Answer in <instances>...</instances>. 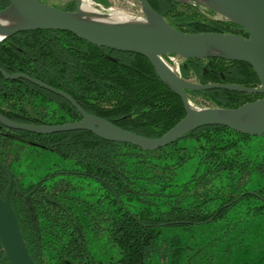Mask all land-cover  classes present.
<instances>
[{
  "label": "trees",
  "instance_id": "1",
  "mask_svg": "<svg viewBox=\"0 0 264 264\" xmlns=\"http://www.w3.org/2000/svg\"><path fill=\"white\" fill-rule=\"evenodd\" d=\"M147 1L180 31L248 35L239 25L211 18L194 5ZM8 3L0 0V9ZM74 7L68 3L60 8ZM0 68L41 80L71 95L85 112L149 138L160 137L185 115L180 98L144 56L98 47L67 31H23L1 39ZM179 70L183 78L201 84H259L252 67L242 61L190 58L183 59ZM186 93L190 101L201 97L208 106L224 108L261 97L220 88ZM53 101L60 109L64 103L73 109L60 96L0 74V113L7 118L70 121L68 114H52ZM47 110L52 113L44 115ZM80 118L76 110L71 121ZM29 141L49 154L37 155L33 162V148L24 146ZM21 148L26 151L19 153ZM0 162L13 166L17 184L9 202L36 264H151L162 228L190 231L207 225L209 232H227L236 215L264 219V137L222 125L202 126L167 146L144 150L86 130L34 134L0 124ZM39 165H45L44 172L34 174ZM7 185L8 175L0 170L1 196ZM99 244L114 255H93L92 246ZM181 249H170L172 264H190L191 255L181 263L180 255L187 252ZM0 262L8 264L1 249Z\"/></svg>",
  "mask_w": 264,
  "mask_h": 264
},
{
  "label": "water",
  "instance_id": "2",
  "mask_svg": "<svg viewBox=\"0 0 264 264\" xmlns=\"http://www.w3.org/2000/svg\"><path fill=\"white\" fill-rule=\"evenodd\" d=\"M73 10H64L42 0H9L0 9V20L16 18L10 26L0 23V40L23 31H67L98 47L144 56L159 80L181 100L185 115L164 134L149 138L95 114L85 112L68 94L21 72L12 74L0 69L4 79H24L66 99L81 118L61 124H29L11 120L0 113V124L12 130L34 134L86 130L108 141L131 143L144 150H155L182 138L188 132L206 125H222L249 136L264 137V0H173L203 6L221 16V20L239 25L247 37L229 32H183L171 26L147 0H136L143 16L100 11H83L85 0H72ZM119 19V20H114ZM175 55L181 59L221 58L248 63L259 84L250 87L236 83L201 84L176 73L166 59ZM220 88L259 94L261 97L236 108L198 107L190 101L186 90L200 91ZM33 144V143H32ZM36 145V144H33ZM9 182L0 195V249L8 264H36L22 236L16 214L9 202V192L16 180L13 173L0 163ZM29 206L32 208L31 203Z\"/></svg>",
  "mask_w": 264,
  "mask_h": 264
},
{
  "label": "rangeland",
  "instance_id": "3",
  "mask_svg": "<svg viewBox=\"0 0 264 264\" xmlns=\"http://www.w3.org/2000/svg\"><path fill=\"white\" fill-rule=\"evenodd\" d=\"M94 1L103 7L120 10L135 16H143L136 0ZM47 3L60 8L68 4L69 0H47ZM198 10L210 15L211 18L221 20V16L213 11L211 13L209 9L203 6L198 7ZM166 61L176 70V66L178 64L180 66L183 59L168 57ZM188 80L196 82L193 77ZM191 102L198 107H213L208 106V103L201 97H193ZM18 151L23 153L26 148L18 149ZM39 153L40 158L45 153L49 154L45 150H40ZM52 158L54 159L53 156ZM43 166L45 167V165ZM43 166L39 165L34 174L43 173ZM189 173L190 170L186 172V177L181 179L187 178ZM235 218L236 223L227 232L222 231L225 229L220 231L212 229V232H209L207 225L196 226L190 231H183L180 227L162 228L155 241L151 264H172L170 249L174 247L182 248L183 252L187 251L180 255L181 263L184 258L191 255L190 264H264V219L251 218L242 214L236 215ZM91 252L98 258H106L110 254L114 255L113 250L108 249L104 244L92 246Z\"/></svg>",
  "mask_w": 264,
  "mask_h": 264
},
{
  "label": "flooded vegetation",
  "instance_id": "4",
  "mask_svg": "<svg viewBox=\"0 0 264 264\" xmlns=\"http://www.w3.org/2000/svg\"><path fill=\"white\" fill-rule=\"evenodd\" d=\"M42 1H44V2H46L47 3V0H42ZM69 3H73L74 4V2L72 1V0H69ZM1 69V68H0ZM22 73V72H21ZM26 75V74H25ZM27 76H29V75H27ZM30 77H32V76H30ZM34 78V77H33ZM27 81V80H26ZM41 81V80H40ZM29 82V81H28ZM31 83V82H30ZM33 84V83H32ZM35 85V84H34ZM39 87V86H38ZM41 88V87H40ZM57 89V88H56ZM46 90V89H45ZM58 90H60V89H58ZM48 91V90H47ZM60 91H62V90H60ZM50 92V91H49ZM64 92V91H63ZM51 93H53V92H51ZM64 93H66V92H64ZM53 94H55V93H53ZM66 94H68V93H66ZM55 95H57V94H55ZM69 95V94H68ZM57 96H59V95H57ZM71 96V95H70ZM61 97V96H60ZM72 97V96H71ZM63 98V97H62ZM73 98V97H72ZM64 99V98H63ZM66 102H68L66 99H64ZM69 103V102H68ZM70 104V103H69ZM50 109H52V112L51 111H49V110H47V112L44 114V115H49L50 113H52V114H56V115H62L63 117H65L67 114H68V118L70 119V121H68V122H72V121H76V120H72L71 121V119H75V111H76V109L73 107V109H70V110H67L66 109V104L64 103L63 104V108L62 109H60V108H58V103L57 102H55V101H53V102H51L50 103ZM44 112V111H43ZM78 112V111H77ZM2 114V113H1ZM3 115V114H2ZM5 116V115H4ZM6 117V116H5ZM12 120V119H11ZM38 122L39 123H29V124H53L54 123V121L53 120H48L47 118H39V120H38ZM65 123V122H64ZM31 142V144H29V145H24V146H29L30 148H33V151H32V155H33V162H36L37 160H38V157L40 156V150H44L41 146V144H39L38 142H36V141H29V143ZM36 144V145H33V144ZM37 155H39L38 157H37ZM1 164L3 163V162H0ZM5 163H7V161H5ZM7 164H9V163H7ZM3 166H4V164H2ZM5 168H7V169H9L12 173H13V171L11 170V169H13V166H11V165H9V167H6V166H4ZM1 170V169H0ZM14 176V175H13ZM15 178V177H14ZM15 180H16V184H17V178H15ZM8 182H9V178H8ZM15 184H13L12 186H14ZM12 188V187H11ZM28 200V199H27ZM29 205V204H28ZM30 207V206H29ZM30 209H32L33 210V207L31 208L30 207ZM0 264H3V263H0ZM5 264V263H4Z\"/></svg>",
  "mask_w": 264,
  "mask_h": 264
},
{
  "label": "built area",
  "instance_id": "5",
  "mask_svg": "<svg viewBox=\"0 0 264 264\" xmlns=\"http://www.w3.org/2000/svg\"><path fill=\"white\" fill-rule=\"evenodd\" d=\"M85 1H87L90 5H92L94 8H96L97 10H100V11L108 10V11H112V12L126 13V12L116 10V9L113 10L112 8H109V7H103L99 3L95 2L94 0H85ZM126 14H129V13H126ZM130 15L135 16L134 14H130ZM174 57H177V56H175V55L169 56V58H171V59H174ZM170 63H171V61H170ZM168 64H169V62H168ZM173 70L180 75L179 64L176 66V70L175 69H173Z\"/></svg>",
  "mask_w": 264,
  "mask_h": 264
},
{
  "label": "bare ground",
  "instance_id": "6",
  "mask_svg": "<svg viewBox=\"0 0 264 264\" xmlns=\"http://www.w3.org/2000/svg\"><path fill=\"white\" fill-rule=\"evenodd\" d=\"M83 11L86 13L94 12L87 1H85V4H83ZM114 15H116V17H118V18L122 17L120 14L115 13V12H114ZM114 20H119V19H114ZM15 21H16V18H14V17L13 18H4V19L0 20V23L6 24V26H10L12 24H15L16 23Z\"/></svg>",
  "mask_w": 264,
  "mask_h": 264
}]
</instances>
